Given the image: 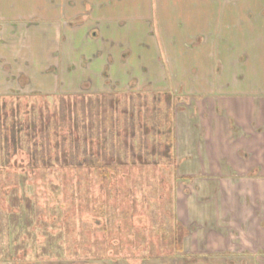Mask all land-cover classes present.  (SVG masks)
<instances>
[{
	"label": "rangeland",
	"instance_id": "1",
	"mask_svg": "<svg viewBox=\"0 0 264 264\" xmlns=\"http://www.w3.org/2000/svg\"><path fill=\"white\" fill-rule=\"evenodd\" d=\"M192 1L0 0V264H205L198 242L186 240L188 228L202 226H196L200 217L186 214V198L183 217L176 216V197H203L204 183L180 182L177 175L196 141L190 113L201 117L204 105L196 108L182 85L173 88L169 71L178 69L174 84L188 80L180 70L202 57L187 50L219 39L214 22L221 11L233 16L234 0H202L211 7H199L200 14L189 8ZM204 11L206 17L214 12L211 34L204 33ZM186 39L195 45L183 51ZM107 92L115 101V115L107 113L117 118V142L124 140L125 111L133 109L140 125L143 105L148 119L156 106L162 114L171 111L178 151L157 157L166 145L162 138L153 156L150 123L144 146L134 127V150L142 161L112 163L106 177L82 160L75 167L60 162L33 169L23 136L13 150L9 130L16 118L24 125L32 109L58 118L61 99L81 105ZM89 143L95 156L99 141Z\"/></svg>",
	"mask_w": 264,
	"mask_h": 264
},
{
	"label": "crops",
	"instance_id": "2",
	"mask_svg": "<svg viewBox=\"0 0 264 264\" xmlns=\"http://www.w3.org/2000/svg\"><path fill=\"white\" fill-rule=\"evenodd\" d=\"M190 3L195 14H200L199 7H211L209 1ZM216 3L213 7L221 9V3ZM233 4V16L221 11L214 22L218 27L212 25L219 39L187 50L202 58L180 70L188 75L185 83L174 84L178 69L170 67L171 86L182 85L184 93H192L189 97L197 102L196 108L204 105L199 106L201 117L194 119V112L190 113V135L196 141L192 158L179 166L181 175H177L180 182L204 183L203 197H176V216L183 217L180 208L186 198V214L194 220L200 217L202 223L196 225H202L200 229L188 228L186 240L193 246L198 242L202 253L197 256L205 264H252L250 260L264 264V0H234ZM210 15L204 22L207 34L212 33ZM185 42L183 51L195 40ZM191 88L196 91L190 92ZM177 128L174 124L175 153Z\"/></svg>",
	"mask_w": 264,
	"mask_h": 264
},
{
	"label": "trees",
	"instance_id": "3",
	"mask_svg": "<svg viewBox=\"0 0 264 264\" xmlns=\"http://www.w3.org/2000/svg\"><path fill=\"white\" fill-rule=\"evenodd\" d=\"M105 94L108 96L98 94L99 96L96 95L95 100L83 102L81 105L68 103L61 99L57 106L58 118L45 112L34 113V109H32L24 125L18 123L16 118L11 122L9 130L13 150L22 144L23 136L27 143V152L31 155V168L36 170L39 168L50 169L54 165H59L60 162L69 164V167H75L79 165L78 161L82 160L84 164H89L96 169L101 177H106V169L112 163L123 167L128 163L133 165L134 162H141L142 155L136 153L133 144L134 127L137 124L136 118L131 114L133 109L127 110V113L125 111V135L122 136L124 140L122 143L119 140L117 142L115 140L116 135L119 134L115 122L117 118L108 117L109 114L107 113L109 109L115 115V101L111 97L112 93L107 92ZM79 107L82 114H78ZM152 111L153 113L148 119V111L143 105V123L137 124L138 133L141 132V140H143L142 145L145 144L146 128L150 123L152 142H155L154 145H156L152 147L151 153L153 156L156 154L155 149L160 147L161 139L164 138L165 148L163 153L158 154L157 157L171 158V152L174 151V120L171 111L167 108L162 114L156 106H153ZM64 129L67 130L66 134H63ZM22 132L23 134H21ZM91 140L99 141L96 144V149L99 152L95 156L91 154L90 144L92 142L89 143ZM65 144L67 147L69 146L68 151L63 149ZM80 144H82L81 150ZM109 145H111L112 151L108 149ZM175 242L177 252L182 251L179 238Z\"/></svg>",
	"mask_w": 264,
	"mask_h": 264
}]
</instances>
